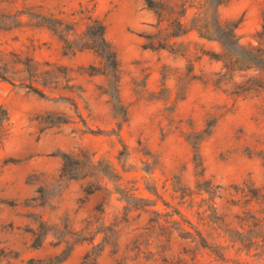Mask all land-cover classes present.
Returning <instances> with one entry per match:
<instances>
[{
  "label": "rangeland",
  "instance_id": "obj_1",
  "mask_svg": "<svg viewBox=\"0 0 264 264\" xmlns=\"http://www.w3.org/2000/svg\"><path fill=\"white\" fill-rule=\"evenodd\" d=\"M215 1L0 0V264H264V68L211 43L264 66V0Z\"/></svg>",
  "mask_w": 264,
  "mask_h": 264
},
{
  "label": "trees",
  "instance_id": "obj_2",
  "mask_svg": "<svg viewBox=\"0 0 264 264\" xmlns=\"http://www.w3.org/2000/svg\"><path fill=\"white\" fill-rule=\"evenodd\" d=\"M147 5L150 6L152 2L150 0H145ZM224 3V0H216L214 3V7H218ZM214 24L217 28V36L214 38V41L218 42L223 48L230 50L234 53H247L248 59H246L247 62H250L251 65L256 67H263L261 64L263 60L258 58L257 56H254L252 54V50L238 47L236 40H235V34L233 32L235 25H231L228 27H222L220 26L217 21H214ZM106 27L105 25L97 20H93L90 25L87 27L86 32L84 33L85 38L93 45L95 46V52L100 55L108 64L109 68H115L117 66V59H116V53L112 47V45L107 41L106 39ZM35 93H37V90H33ZM7 120V112L5 109H0V122L3 123ZM67 157L64 156V160Z\"/></svg>",
  "mask_w": 264,
  "mask_h": 264
},
{
  "label": "crops",
  "instance_id": "obj_3",
  "mask_svg": "<svg viewBox=\"0 0 264 264\" xmlns=\"http://www.w3.org/2000/svg\"><path fill=\"white\" fill-rule=\"evenodd\" d=\"M145 1V0H144ZM151 2H152V0H150ZM181 3H187V1L188 0H179ZM146 2V1H145ZM153 3V2H152ZM146 5H147V3H146ZM221 6V5H220ZM148 7H150V6H148ZM188 12V11H187ZM187 34H189V35H195L196 33L194 32V31H188L187 33H186V35ZM185 36V35H184ZM199 39V38H198ZM200 40H202V39H200ZM210 42V41H209ZM211 43H214V45L215 44H217V42L216 41H211ZM112 45V44H111ZM113 47V46H112ZM113 49H114V47H113ZM114 51H115V49H114ZM217 62H219V61H217ZM219 63H221V62H219ZM219 63H217L216 65H214L213 67V69H216V70H218V67L220 66V64ZM221 69H223L224 70V65L221 63ZM184 105V104H183ZM212 111V110H211ZM213 112V111H212ZM42 219H44L45 220V218L43 217Z\"/></svg>",
  "mask_w": 264,
  "mask_h": 264
}]
</instances>
